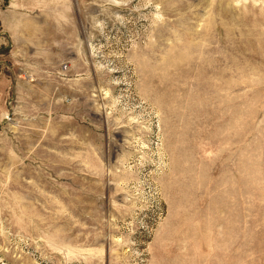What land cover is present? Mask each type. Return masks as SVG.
<instances>
[{
    "label": "rangeland",
    "instance_id": "374dc122",
    "mask_svg": "<svg viewBox=\"0 0 264 264\" xmlns=\"http://www.w3.org/2000/svg\"><path fill=\"white\" fill-rule=\"evenodd\" d=\"M9 11L46 84L0 104V264H264V0Z\"/></svg>",
    "mask_w": 264,
    "mask_h": 264
},
{
    "label": "crops",
    "instance_id": "0c3cea01",
    "mask_svg": "<svg viewBox=\"0 0 264 264\" xmlns=\"http://www.w3.org/2000/svg\"><path fill=\"white\" fill-rule=\"evenodd\" d=\"M2 27L10 39V49L7 57L16 64H22L18 69L15 67H8L0 76V104H5L9 99H14L18 103L27 102L28 94L39 95L44 97V94L38 89L45 87V82L39 81L36 84L29 83L18 76L22 72H31L27 63L33 59H29L28 51H32L31 41L29 40L28 30L31 28V23L26 22L25 16L9 11L1 18ZM33 54V52H31ZM34 56H38L39 52H34ZM32 56V55H31ZM24 59L27 61L26 65L23 63ZM46 71V70H45ZM44 72V71H43ZM47 82V81H46ZM56 86H54L55 88ZM37 88V89H35ZM52 94V93H51Z\"/></svg>",
    "mask_w": 264,
    "mask_h": 264
}]
</instances>
